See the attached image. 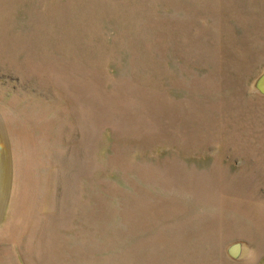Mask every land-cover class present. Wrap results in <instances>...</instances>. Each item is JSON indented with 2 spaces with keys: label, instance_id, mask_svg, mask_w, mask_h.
<instances>
[{
  "label": "rangeland",
  "instance_id": "rangeland-1",
  "mask_svg": "<svg viewBox=\"0 0 264 264\" xmlns=\"http://www.w3.org/2000/svg\"><path fill=\"white\" fill-rule=\"evenodd\" d=\"M0 130V264H264V0H0Z\"/></svg>",
  "mask_w": 264,
  "mask_h": 264
},
{
  "label": "bare ground",
  "instance_id": "bare-ground-1",
  "mask_svg": "<svg viewBox=\"0 0 264 264\" xmlns=\"http://www.w3.org/2000/svg\"><path fill=\"white\" fill-rule=\"evenodd\" d=\"M2 132L3 131L0 130V136L1 137H2V135H1ZM3 142H4V139L2 137V140L0 139V176L3 173L2 169L7 166V158L5 157V154L3 153L4 152ZM0 179H1V177H0Z\"/></svg>",
  "mask_w": 264,
  "mask_h": 264
},
{
  "label": "water",
  "instance_id": "water-1",
  "mask_svg": "<svg viewBox=\"0 0 264 264\" xmlns=\"http://www.w3.org/2000/svg\"><path fill=\"white\" fill-rule=\"evenodd\" d=\"M242 248H243V245L241 243H237L229 248V252L235 258H239L242 253Z\"/></svg>",
  "mask_w": 264,
  "mask_h": 264
}]
</instances>
